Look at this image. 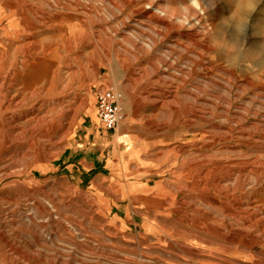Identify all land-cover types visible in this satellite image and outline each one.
Masks as SVG:
<instances>
[{"label":"rangeland","instance_id":"obj_1","mask_svg":"<svg viewBox=\"0 0 264 264\" xmlns=\"http://www.w3.org/2000/svg\"><path fill=\"white\" fill-rule=\"evenodd\" d=\"M46 1L55 8L24 0L23 22L39 25L48 13L67 26L49 34L34 26L40 62L27 66L21 97L38 90L27 101L36 107L59 66L69 65L81 74L60 75L58 92L70 83L73 96L81 77L87 103L64 138L31 137L27 124L0 131V264H253L246 255H201L193 227L178 218L199 221V210L237 223L210 201L224 195L195 185L209 183L212 169L230 197L246 203L261 191L264 0H161L158 8L181 19L189 6L201 15L193 32L141 19L138 10L153 0ZM103 90L122 98L116 131L98 117ZM214 161L231 168L216 172Z\"/></svg>","mask_w":264,"mask_h":264},{"label":"bare ground","instance_id":"obj_2","mask_svg":"<svg viewBox=\"0 0 264 264\" xmlns=\"http://www.w3.org/2000/svg\"><path fill=\"white\" fill-rule=\"evenodd\" d=\"M44 1L48 6L46 8L47 11L55 8L51 2ZM127 1L130 4L133 3L132 0ZM13 2L10 0H0V131L8 128L18 129L21 127L19 126L20 124H27L31 137L34 134L41 133L49 138H52L51 136L54 135H60L64 138L71 131V118L77 115L78 110L84 108L87 102H85V99L80 94V86L83 81L81 77H79V83L75 88V94L73 96L68 92L70 83L64 82L61 85L63 87L61 92H58L59 86L55 84V81L62 74L73 79V77L81 74V70H75L69 67V65L66 67L59 66L57 72L51 78L52 82L50 87L45 91L46 94L43 100L36 107H29L27 101L32 99L34 95L36 96L38 90H33L30 95H24L22 97L20 93L22 87L27 83L25 81L27 66L34 69L38 66V62H40L39 57L35 55L34 51L38 45L35 29L38 26L49 34L57 27H66L68 20L63 18L61 25L56 26L57 24H54L52 17L48 13H42L41 19L39 18V25L35 26L30 24L31 22L27 24L23 22V14H19L18 10L20 4H25L24 0H13ZM160 3L161 0H153L152 4H148L145 8L138 10L137 14L141 19L151 20L154 18V21L158 25L165 26L168 30H175V32L179 30L180 25L188 27L192 32L193 30H197L200 25L201 15L195 16L191 6L186 8L184 18L181 19L177 14V10L164 12V9L161 10L158 8V4ZM9 6L13 7V9L9 8ZM23 10L29 12L33 17H37V13L32 7L28 6ZM195 34L196 32L193 33L192 37H196ZM63 42L65 45L69 43V40L65 39ZM10 55L12 56V60L10 66L7 68L6 65L10 62ZM21 56L23 60L20 63L19 59ZM98 72L99 69L96 68L94 72L95 76L98 75ZM170 93H163V95L169 99L173 97ZM232 165L239 166L240 163H232ZM211 166L215 167L216 172L219 170L221 174H223V171L231 168L225 162L221 163L216 161ZM233 174L231 172V175ZM215 175L212 169L207 174L208 178L211 179L209 183L204 182L205 184L198 185L197 182L195 185L202 191H205L206 185L211 186L221 195H224L227 201H220L217 196L210 199V201L212 204L222 207L225 218L235 220L237 223L233 225L225 219H210L205 216V213L199 210H196L197 217L200 218L199 221H195L194 218L185 217L184 215L180 216L178 221L186 224V226L190 225L193 227L196 233L190 234L189 236L198 242L196 248L201 255L220 254L222 257L225 255L237 258L246 255L251 258L253 264H264V257L257 260L255 259L256 255L245 252V248L250 247L256 250L260 249L264 255V183L260 182L261 191L255 196L252 194L250 197L247 196L248 202L244 203L241 198L230 197L229 192H226L230 187H226L227 189L224 190L220 185L222 183L221 178L217 179ZM227 181H230V179ZM203 236L215 239L217 242L214 243L204 239ZM211 245H214V249H210L212 247Z\"/></svg>","mask_w":264,"mask_h":264},{"label":"built area","instance_id":"obj_3","mask_svg":"<svg viewBox=\"0 0 264 264\" xmlns=\"http://www.w3.org/2000/svg\"><path fill=\"white\" fill-rule=\"evenodd\" d=\"M121 99V96L112 90H103L97 95L98 117L108 131H116L124 120Z\"/></svg>","mask_w":264,"mask_h":264},{"label":"crops","instance_id":"obj_4","mask_svg":"<svg viewBox=\"0 0 264 264\" xmlns=\"http://www.w3.org/2000/svg\"><path fill=\"white\" fill-rule=\"evenodd\" d=\"M94 164V163H93Z\"/></svg>","mask_w":264,"mask_h":264}]
</instances>
